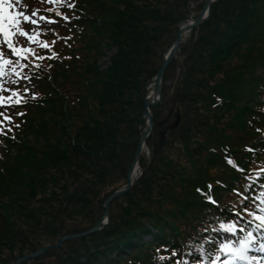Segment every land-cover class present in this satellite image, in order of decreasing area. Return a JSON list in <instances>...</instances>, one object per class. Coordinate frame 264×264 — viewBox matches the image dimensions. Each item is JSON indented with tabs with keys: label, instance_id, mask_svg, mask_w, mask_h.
<instances>
[{
	"label": "trees",
	"instance_id": "obj_1",
	"mask_svg": "<svg viewBox=\"0 0 264 264\" xmlns=\"http://www.w3.org/2000/svg\"><path fill=\"white\" fill-rule=\"evenodd\" d=\"M190 1L193 0H80L83 18L76 23L86 30L78 33L68 25L63 35L69 36L70 28L74 39L55 38L59 61L52 62L50 77L40 79L43 97L28 108L17 140L6 141L0 159L1 264H7L10 257L13 264L17 257L57 243L64 235L85 231L67 232L65 225L55 227V233L47 237L58 238L56 242L35 241L26 252L23 245L29 234L21 223L31 224L35 219L28 214V203L37 196L39 188L66 211L71 206L83 210L91 205L90 196H95L91 186L102 182L108 170L123 168L126 176L140 126L144 125L143 98L163 59L150 46L154 40L160 41L161 46L170 38L172 44L177 33L175 24L195 11L193 3L190 9ZM263 14L264 0H218L209 20L200 26L195 40L197 55L190 59L181 88L188 91L181 99L188 104L186 113L209 96V113L213 115L196 127L197 132L206 131L207 138H212L211 145L200 148L208 153L199 183L190 177L192 181L184 189L174 192L170 183L176 174L172 170L163 171L154 161L142 164L143 173L128 195L131 196L123 197V217H111L108 226L92 238L78 239L80 243L73 248V254L55 264H160L155 259L156 246L142 247L145 237L181 249L187 241L196 244L202 240L217 217L230 215L233 206L226 198L233 196V190L240 188L244 178L227 165L225 155L232 152L238 164L250 170L252 164L248 160L252 153L246 148L264 146V119H256L261 116L263 79L259 77L257 81L253 72L256 66L264 68V55L258 49L264 46V25L256 38L264 24ZM256 39L252 58L245 57L243 64L226 70L224 63L242 43L252 44ZM112 50L115 52L103 67L100 61L106 56L105 51ZM219 73L220 77L224 75L223 82H229L221 93L223 97L212 93L211 85ZM177 96L178 91L175 101ZM211 105L220 107L212 110ZM158 107L152 110L157 112ZM220 109L225 114H235L233 120L226 121V129L238 130L240 145L220 143L224 137L220 131ZM250 114L256 117L255 121L249 120ZM188 124L176 132L184 144L188 140ZM167 156L165 152L153 158L164 160ZM220 167L223 172L211 179L210 171ZM208 183L223 207L210 205L197 191H207ZM47 204L52 207L53 202Z\"/></svg>",
	"mask_w": 264,
	"mask_h": 264
},
{
	"label": "rangeland",
	"instance_id": "obj_2",
	"mask_svg": "<svg viewBox=\"0 0 264 264\" xmlns=\"http://www.w3.org/2000/svg\"><path fill=\"white\" fill-rule=\"evenodd\" d=\"M31 1H39V0H21V2L18 3L17 5L18 20H20L22 23H25L24 30L29 40L28 42L25 39L27 42L26 44L28 46L42 47L47 49V47H44L42 45L43 42L41 36L43 38L45 37L43 32L47 29L48 24L46 20H44V17H40L43 16L42 14L39 13L40 4L38 3L31 4ZM217 1L218 0H216V2ZM203 2L204 0L190 1V9L193 3L192 9H195V11L194 10L192 11L197 15L198 12L200 11L199 9L203 5ZM177 23L175 24V26H177ZM263 25L264 24H262L257 31V35H256L257 39L262 31ZM194 31L195 32L192 31L191 33L186 35L182 43L180 52L170 64L171 66L169 68V71L165 75L166 77L163 87V101L158 105L159 107L157 112L153 110L154 116H156V118L160 120L167 118L168 115L172 112V117L170 119V122L167 124L168 126L173 124L175 121L174 113L176 111V108L177 107L181 108L180 125L175 130H169L164 139L161 136L160 130L164 129L165 127L155 129L153 135L151 136L152 138H150L147 142V147L141 160L142 162H140V168L136 174V175L139 174L138 176L139 178L140 174H142L144 170L142 164H149L151 161H154L155 163L161 166L163 171H166L168 169V170H172L176 174L174 180H172L170 183L173 188L172 190L174 192L184 189L190 183V181H192L190 180V177L196 179L197 184L199 183L201 179L199 178L200 171L203 169V163L205 162L207 155L206 151L208 153V150L207 149L204 150V149L205 147H208V145L211 143L212 140V138L211 139L207 138L206 131L197 132L196 129L198 123L202 119L205 118L211 119L213 116L211 113H209L210 111L209 96H206V98H204L198 105H196V108L195 109L193 108L194 111L192 109L187 113H186V107L188 104L186 102H182L181 100L183 97H185L188 94L187 90L181 89L183 87L182 79L184 76V72L188 67V65L191 63L190 59L197 55V52H195L196 49L195 40L200 35L201 32L200 27H198ZM174 32H175V27H174ZM35 34H39L40 37L39 40H35V39L31 40V38H35ZM257 39L254 40L252 44L242 43L241 47L236 50V53L234 55H231L224 63L225 69L230 70L233 67H235L237 63L243 64V60L245 57L247 59H251L252 51L255 52V48H256L255 45ZM170 43H171V38L166 43L165 42L162 43L161 45L162 47H161L160 41L154 40L152 42V45L150 46V50L151 51L157 50L158 53L163 55V51L170 45ZM80 46H83V43L80 44ZM21 48L22 50L26 49L25 46H21ZM258 49H259V53L264 55V46L263 47L258 46ZM105 52H106V56H104L100 61V64L103 67L107 66L110 57L115 51L112 50L111 52L109 51H105ZM7 54H12L11 50H9L8 48H7ZM254 54L256 55L257 53ZM159 63L160 60L158 61L157 66H159ZM262 67L259 68L258 66H256L253 72L255 73V75H257L256 77L257 81L259 77L263 79V86L261 87V91H262L261 97H264V75L262 74V72H264V68ZM5 73H6L5 70L0 69V96L3 95L2 94L3 89L6 86H8L11 81V79ZM222 78H224V75L220 77V73H219L216 80L211 85L212 93H216L219 96H222L221 93L225 91L229 85V82L228 81L223 82ZM176 89L178 91V96L176 98L175 105H172L171 98L174 91L175 93H177ZM250 95H253V92H251ZM214 97L215 95L211 96V101H210L211 103L213 102ZM214 103L216 102L214 101ZM217 104L220 105V101H217ZM261 106H264V101H262ZM219 107L220 106L214 108L211 105L212 110H216ZM222 110L223 109H220V131L224 135V137L221 139L220 143L231 142L232 146L240 145L241 144L240 133L238 132V130L226 129V121L233 120L235 114L234 113L225 114ZM248 118L250 121H255L254 120L255 118L252 114L248 115ZM186 123H189L188 133H187L188 140L184 144V142L179 141L180 134L176 135V132L178 133L180 127H182ZM262 134L264 135V130ZM161 138L162 140L165 141L162 142ZM159 143L161 144V146L159 145ZM203 147H204L203 150L200 149ZM253 150L256 151V148H253ZM259 150L264 151V146L259 147ZM165 152L168 155L166 159L162 160L161 157L153 158V156L155 155L163 156ZM177 162H180L182 165L178 166ZM223 169L224 168L222 167L212 169L210 171L211 179L213 176L221 174L223 172ZM138 178L136 180H138ZM125 184H126L125 170L119 167L117 169H110L108 170L106 177H104V180L102 182H100L97 186H91L92 189L94 190L93 194L95 195V196H90L92 200L91 205L83 210L79 207L71 206L68 211H66L62 205L55 203L53 198L48 196L43 188H39V193L37 194V196L34 197L28 203L30 210L28 214H33L35 219L32 220L31 224H27L25 222L21 223L22 227L26 229V231L29 234L27 240L24 242L23 248H26L25 249L26 252H29V250H31L32 248V243L35 241L36 242L43 241L41 244L56 242L58 238L51 239L47 237L55 233L56 231L54 230L55 227H57V229H60L65 225L64 228L65 230H68L67 232H77V231L86 230L87 228L92 226L95 223V221L101 216L103 212L102 203L104 197L105 196L107 197L112 192L123 188ZM136 184L134 185L133 189L135 188ZM132 191L133 190H131L130 193ZM130 193L126 194L123 197L129 198L131 196V195L128 196ZM123 197L120 198L119 200L114 201L110 205V218L112 217L116 219V217L118 216L123 217L122 205L126 202V200ZM48 201L53 202L52 207L51 206L47 207ZM51 204L52 203H49V205ZM45 213L46 215H44ZM40 215H43V217L40 218L41 217ZM39 219L41 220L39 221ZM92 237L93 236L89 238ZM145 240H147V238ZM150 240H152V238H150ZM7 242H9V240H7ZM79 243L80 240H72L66 242L61 250H53L38 259L28 262L27 264H55L58 261H63L65 257L73 254V248H77ZM20 245L21 244H19V246ZM4 247L9 248L8 246H4ZM16 253L18 254L19 252ZM6 257H9V255H7ZM11 258L12 257L8 259L7 264L12 263ZM1 262L2 261L0 259V264Z\"/></svg>",
	"mask_w": 264,
	"mask_h": 264
},
{
	"label": "water",
	"instance_id": "obj_3",
	"mask_svg": "<svg viewBox=\"0 0 264 264\" xmlns=\"http://www.w3.org/2000/svg\"><path fill=\"white\" fill-rule=\"evenodd\" d=\"M216 2V0H204L202 9L195 17V19L191 20L194 17V12L190 13V17L188 19H184L177 23V33L172 42V44L168 47V49L163 54V59L159 70L154 78V83L151 86V90L149 93L145 94L143 98V119L144 125L140 126V134L138 143L136 146V150L133 155V159L129 165V168L126 172V184L123 188L112 192L108 195L103 202L102 208L103 212L99 217L98 221L89 229L79 232V233H71L64 235L60 238L57 243L50 244L47 246H41L35 251L21 255L17 257L13 264H26L30 261L38 259L47 253L53 250H60L63 248L66 242L72 240H78L86 237H90L102 229H104L110 222V205L112 202L120 199L126 194L130 193L135 185V177L137 176V172L140 168V162L142 160L143 154L147 147V142L153 135L156 128L165 129L160 130L161 136L164 139L169 130H175L180 125L181 114L180 108L177 107L174 113L175 121L173 124L168 125L170 119L172 117V112L168 115L167 118L162 119L156 122L152 108L158 106L163 101V87L165 82V74L167 69L169 68L172 61L176 58L178 53L181 50L182 43L187 34L191 33L193 30L200 27L204 22L208 21L212 12V6ZM175 91L172 94L171 102L172 105H175ZM135 176V177H134Z\"/></svg>",
	"mask_w": 264,
	"mask_h": 264
},
{
	"label": "bare ground",
	"instance_id": "obj_4",
	"mask_svg": "<svg viewBox=\"0 0 264 264\" xmlns=\"http://www.w3.org/2000/svg\"><path fill=\"white\" fill-rule=\"evenodd\" d=\"M195 17H196V14L194 15V17L191 19V20H193V19H195ZM261 125H264V124H261ZM135 177V176H134ZM122 198V197H121ZM113 203V202H112ZM111 203V204H112ZM229 251V249L226 251V252H228Z\"/></svg>",
	"mask_w": 264,
	"mask_h": 264
}]
</instances>
